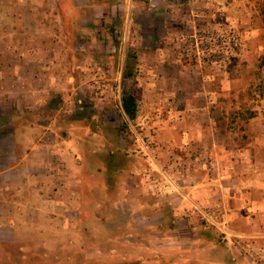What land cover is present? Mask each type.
I'll use <instances>...</instances> for the list:
<instances>
[{
    "label": "rangeland",
    "instance_id": "rangeland-1",
    "mask_svg": "<svg viewBox=\"0 0 264 264\" xmlns=\"http://www.w3.org/2000/svg\"><path fill=\"white\" fill-rule=\"evenodd\" d=\"M249 2L261 16L264 0ZM163 4L0 0V157L20 155L29 142H7L12 127L21 126L16 139L19 129L43 124L58 155L76 158H55L58 164L45 167L59 206L39 218L31 206L23 221L1 232L0 264H139L155 254L165 260V226L157 231V224L165 220L160 193L172 183L164 173L163 142L178 124L174 117L187 92L186 80L170 79L180 74L187 60L181 53L193 43L213 48L202 63L218 64L220 73L228 64V76H240L245 47L228 36L212 43L169 38L166 30H180L167 23ZM263 59H249L250 87L212 88L216 99L207 110L227 115L215 124L233 130L237 142L248 112L264 113L253 97ZM124 89L137 99L134 120L121 106ZM155 245L153 255H144Z\"/></svg>",
    "mask_w": 264,
    "mask_h": 264
},
{
    "label": "crops",
    "instance_id": "crops-1",
    "mask_svg": "<svg viewBox=\"0 0 264 264\" xmlns=\"http://www.w3.org/2000/svg\"><path fill=\"white\" fill-rule=\"evenodd\" d=\"M163 2L167 23L180 30L174 34L166 30L169 38L212 43L228 36L241 40L245 50L237 71L242 75L233 77L228 76L233 71L228 64L221 66L226 69L220 73L218 64L202 63L201 56H209L206 50L210 53L212 47L203 51L199 43H193L181 53L187 56L185 65L170 80L179 84L181 78L186 80L185 108L175 114L178 124L166 131L169 139L163 142L164 173L172 185L164 184L160 193L165 220L157 224V231L165 226L162 242L168 247L164 249L167 258L155 254L153 258H142L139 264H264V113L253 110L254 117L244 118L237 142L236 137L232 138L233 130L225 131L215 124L227 115L217 116L207 110L216 99L212 88L235 91L251 86L247 64L251 58H264L263 20L252 11L249 0ZM263 80L255 85V91ZM253 94L257 103L264 104L259 94ZM203 120L208 124L200 125ZM39 125L19 129L16 139L21 126L7 131V142L27 141V137L29 142L20 155L14 152L0 157L1 240V232L23 221L31 206L36 217L50 216L53 206L59 203L53 201L52 174L46 173L45 167L58 164L55 158L76 159L75 155L65 154L61 158L57 144L48 139L52 134L49 127ZM36 134L39 140H34ZM34 221L30 222L38 220ZM155 249L156 245L148 248L144 255H153ZM175 250L176 255L172 253Z\"/></svg>",
    "mask_w": 264,
    "mask_h": 264
},
{
    "label": "trees",
    "instance_id": "trees-1",
    "mask_svg": "<svg viewBox=\"0 0 264 264\" xmlns=\"http://www.w3.org/2000/svg\"><path fill=\"white\" fill-rule=\"evenodd\" d=\"M261 16L263 20V30H264V5L261 8ZM255 92L259 94L261 99H264V80H263V84L256 88ZM121 106H122V109L125 115L130 120L136 119L137 113H138V104H137V99L134 93H132L129 90L124 89L122 93V97H121ZM254 116H255V113L250 111L248 112V116L245 117V120L252 118Z\"/></svg>",
    "mask_w": 264,
    "mask_h": 264
}]
</instances>
